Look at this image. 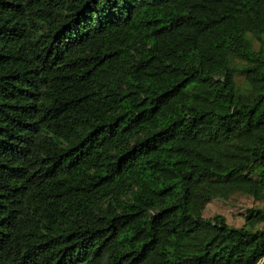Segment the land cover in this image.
I'll list each match as a JSON object with an SVG mask.
<instances>
[{"label":"trees","instance_id":"16d2710c","mask_svg":"<svg viewBox=\"0 0 264 264\" xmlns=\"http://www.w3.org/2000/svg\"><path fill=\"white\" fill-rule=\"evenodd\" d=\"M0 264H264V0H0Z\"/></svg>","mask_w":264,"mask_h":264},{"label":"rangeland","instance_id":"374dc122","mask_svg":"<svg viewBox=\"0 0 264 264\" xmlns=\"http://www.w3.org/2000/svg\"><path fill=\"white\" fill-rule=\"evenodd\" d=\"M228 192V185L202 183L197 190L198 198L193 204L192 211L204 209L206 218L221 215L232 228H241L246 223L244 211L252 202L243 196H228ZM259 206L263 207L262 204Z\"/></svg>","mask_w":264,"mask_h":264}]
</instances>
